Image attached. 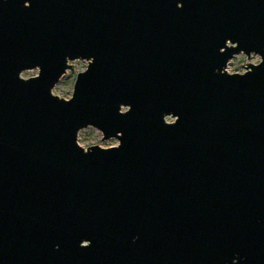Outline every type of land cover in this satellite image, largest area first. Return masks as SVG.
Masks as SVG:
<instances>
[{
  "label": "water",
  "instance_id": "water-1",
  "mask_svg": "<svg viewBox=\"0 0 264 264\" xmlns=\"http://www.w3.org/2000/svg\"><path fill=\"white\" fill-rule=\"evenodd\" d=\"M0 264H264V0H0Z\"/></svg>",
  "mask_w": 264,
  "mask_h": 264
},
{
  "label": "rangeland",
  "instance_id": "rangeland-1",
  "mask_svg": "<svg viewBox=\"0 0 264 264\" xmlns=\"http://www.w3.org/2000/svg\"><path fill=\"white\" fill-rule=\"evenodd\" d=\"M259 55L255 53H250L249 58L243 53H238L234 55L227 63L226 66V71L228 73H242L245 71V66L247 65L246 63H251V64H256L260 61V57L258 62L253 63V57ZM73 67V71L67 70L65 75L62 76L58 82L53 86L52 88V93L65 98L67 96L68 98L71 96L72 91H73V84L75 77L78 72H81L86 69L87 66V61L86 60H74L70 61ZM240 64H243V66H240ZM38 69H31V70H25L22 72V77L27 78L29 76L37 74ZM70 86V87H69ZM167 120H170L169 118ZM109 141H116L113 146L118 144V140L116 138H108L103 140L102 139V133L92 127V126H87L79 130L78 136H77V142L79 145H81L83 148L90 147L92 145H99L103 146Z\"/></svg>",
  "mask_w": 264,
  "mask_h": 264
},
{
  "label": "clouds",
  "instance_id": "clouds-1",
  "mask_svg": "<svg viewBox=\"0 0 264 264\" xmlns=\"http://www.w3.org/2000/svg\"><path fill=\"white\" fill-rule=\"evenodd\" d=\"M258 60H259V57H257V56H254V57H253V63L258 62ZM69 87H70V86H69ZM65 99H68V97L65 96ZM115 143H117V142H116V141H109L108 143H106V144L103 145L102 147L107 148V147H110L111 145H114Z\"/></svg>",
  "mask_w": 264,
  "mask_h": 264
},
{
  "label": "snow or ice",
  "instance_id": "snow-or-ice-1",
  "mask_svg": "<svg viewBox=\"0 0 264 264\" xmlns=\"http://www.w3.org/2000/svg\"><path fill=\"white\" fill-rule=\"evenodd\" d=\"M111 146H113V145H111ZM111 146H110V147H111Z\"/></svg>",
  "mask_w": 264,
  "mask_h": 264
}]
</instances>
